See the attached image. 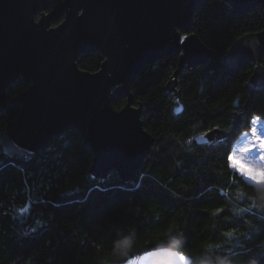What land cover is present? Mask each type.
Wrapping results in <instances>:
<instances>
[{
    "label": "trees",
    "instance_id": "obj_1",
    "mask_svg": "<svg viewBox=\"0 0 264 264\" xmlns=\"http://www.w3.org/2000/svg\"><path fill=\"white\" fill-rule=\"evenodd\" d=\"M63 1L50 0L47 13ZM64 16L57 13L52 25ZM263 29L262 6L236 15L225 0L198 4L192 33L214 57L179 72L185 105L180 115L166 88L179 55L156 61L130 80L133 106L141 108L155 144L128 185L115 171L104 182L87 177L94 155L78 130L56 137L29 162L0 148V264H122L160 249L178 251L191 264H264V184L249 182L231 162L253 119L264 121V89L246 88L254 62L233 71L223 64L237 39ZM103 61L94 52L77 62L94 73ZM29 86L8 88V99ZM126 103L121 96L111 105L121 110ZM20 110L11 104L0 109V127L6 126V113L15 120ZM236 114L241 121L234 129ZM214 130L234 133L222 144L194 143Z\"/></svg>",
    "mask_w": 264,
    "mask_h": 264
},
{
    "label": "water",
    "instance_id": "obj_2",
    "mask_svg": "<svg viewBox=\"0 0 264 264\" xmlns=\"http://www.w3.org/2000/svg\"><path fill=\"white\" fill-rule=\"evenodd\" d=\"M50 0H0V109L20 107L13 120L6 113L0 127V148L10 158L29 162L56 137L78 130L94 155L87 177L104 182L115 171L130 184L151 153L155 139L145 129L141 108L133 106L130 80L164 57L179 55L178 70L167 84L174 93V113L185 108L177 76L185 67L207 64L214 53L192 33V19L204 0H64L47 13ZM233 13L243 15L264 0H225ZM65 14L56 26L57 13ZM104 57L99 71L81 69L83 54ZM264 29L237 39L223 64L233 71L249 62L255 69L246 86L252 93L264 89ZM30 86L8 99L17 83ZM121 96L127 103L115 110ZM241 121L235 115L234 129ZM233 131L199 134L196 145L222 144ZM122 264H191L188 256L160 249Z\"/></svg>",
    "mask_w": 264,
    "mask_h": 264
},
{
    "label": "rangeland",
    "instance_id": "obj_3",
    "mask_svg": "<svg viewBox=\"0 0 264 264\" xmlns=\"http://www.w3.org/2000/svg\"><path fill=\"white\" fill-rule=\"evenodd\" d=\"M232 167L246 180L264 184V121L255 117L251 130L243 133L233 147Z\"/></svg>",
    "mask_w": 264,
    "mask_h": 264
}]
</instances>
